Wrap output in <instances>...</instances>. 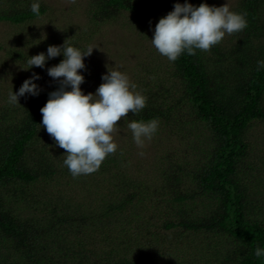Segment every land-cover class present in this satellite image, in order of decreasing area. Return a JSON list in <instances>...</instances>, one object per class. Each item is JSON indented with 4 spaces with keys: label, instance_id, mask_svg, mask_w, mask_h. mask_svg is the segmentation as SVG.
<instances>
[{
    "label": "trees",
    "instance_id": "1",
    "mask_svg": "<svg viewBox=\"0 0 264 264\" xmlns=\"http://www.w3.org/2000/svg\"><path fill=\"white\" fill-rule=\"evenodd\" d=\"M32 2L0 0V24L24 27L49 12L40 2L41 15H33ZM175 3L184 0H90L87 18L100 26L128 14L146 33ZM233 11L246 13L247 27L233 33L228 49L219 43L209 50L223 60L196 50L175 62L156 55L158 65H138L132 83L143 81L146 107L120 125L132 137L128 121L158 118L153 138L166 148L150 172L131 171L116 151L98 171L73 178L64 149L40 127L39 110L60 86L45 70L63 57L31 68L44 74L39 95L0 107V264H264L253 255L264 247V157L248 138L255 124L264 125V70L257 71L264 0H238ZM79 35L71 31L64 41L84 52ZM26 49L12 59L27 65L28 56L46 53V43ZM80 72V87L95 78L86 67ZM50 146L59 151L51 154ZM73 181L93 193L88 201L57 190Z\"/></svg>",
    "mask_w": 264,
    "mask_h": 264
},
{
    "label": "clouds",
    "instance_id": "2",
    "mask_svg": "<svg viewBox=\"0 0 264 264\" xmlns=\"http://www.w3.org/2000/svg\"><path fill=\"white\" fill-rule=\"evenodd\" d=\"M30 12L40 16V0H33ZM246 13L230 10L222 6H199L188 3H175L170 12L159 18L152 29L151 45L169 62H175L182 54L196 55V50L209 51L219 44L224 36L240 32L247 27ZM94 48L82 52L79 48L66 44L49 45L46 53L29 57L27 68L45 69L46 61L57 56L63 59L46 69L47 75L59 80L60 86L48 93V99L40 108V127L49 134L55 144L65 150L63 166L73 178L88 175L99 170L105 158L117 151L113 132L118 130L117 122L131 112L138 114L146 107L147 98L136 92V85L119 70H107L102 74V83L94 93L84 94L80 85L84 76L79 70L85 69L84 58ZM264 70V60L257 61V71ZM40 79L33 72L25 79L18 90H12L8 103L18 104V98L38 96L41 89L34 81ZM159 120L152 118L127 122L135 145L142 149L158 131ZM138 155L143 156V151ZM253 255L264 258V247L256 246Z\"/></svg>",
    "mask_w": 264,
    "mask_h": 264
},
{
    "label": "rangeland",
    "instance_id": "3",
    "mask_svg": "<svg viewBox=\"0 0 264 264\" xmlns=\"http://www.w3.org/2000/svg\"><path fill=\"white\" fill-rule=\"evenodd\" d=\"M40 2L46 6L49 12L39 20L24 27H15L6 23L0 24V107L4 104L10 105V103L7 104L5 101H8L11 90L15 93L22 82L33 73L31 69L24 70L27 65H24L21 61L13 60L12 53L28 48L25 50L26 52L30 48L35 49V47L42 46V43H46L47 49L49 45H52L51 42L57 40L64 42V40H67L71 37V31L79 33L81 40L86 38V41H82L86 51L89 47L94 48L91 54L84 58L88 61V63H84L85 67L90 71L91 75H95L94 79L86 80L85 85L80 87L84 94L95 92L96 88L102 83V74H106L108 69L125 73L132 83L134 82V76L140 75L139 69L146 67L147 60L149 65H158L160 63L159 60H154L155 56L160 54L150 42L152 29L147 30L146 33L138 32V27L132 26L134 21L130 20L132 18L131 15L124 14L119 21L110 22V24L91 26L87 18L90 0H40ZM237 2L238 0H211L209 6L219 7L226 3L230 10L233 11ZM126 23H130V26H126ZM92 27L96 28V30L91 31L93 32V37L91 32L87 30V28L91 29ZM234 43L236 41L233 34H226L220 42L224 49H228V46ZM209 53L208 51L206 56H208L210 61L224 59L222 56H216L214 53L209 55ZM139 64L142 67H138ZM163 65L165 68V66L168 67L171 64L166 61ZM45 74L48 76L46 70ZM43 75V73H40V79L34 81L40 87L44 79ZM144 77L142 75V78ZM145 79H147V76ZM142 84H144L143 81L140 86H137L138 88L136 87V92L141 93ZM24 97H27L24 101L31 98L27 94ZM125 118L117 122L119 128L112 134L118 146L117 151L126 155L128 160H130L129 167L131 171L134 168L135 172H150L153 168V158L157 154L162 153L161 151L166 148V143H155L154 138H152L150 141L145 142L142 149L138 148L132 137H128L124 128L120 125L124 123ZM162 138L164 137L160 136V139ZM248 138L257 148V152L264 157V125L255 124L249 130ZM56 147L58 146L56 145ZM49 148L54 149L51 154L59 151L52 146ZM140 151H143V156L138 155ZM253 162H257V158ZM81 185L78 181L76 183L73 181L71 184L58 186L57 190L60 193L63 191L66 195L69 193L75 196L76 201L80 199L79 202L83 203L88 201L89 195L93 193L88 194L86 187H81ZM142 214L144 213L142 212ZM146 216L150 217V214L147 213Z\"/></svg>",
    "mask_w": 264,
    "mask_h": 264
}]
</instances>
